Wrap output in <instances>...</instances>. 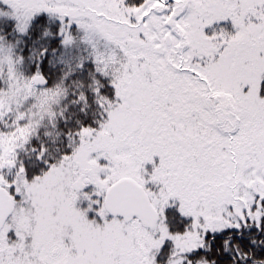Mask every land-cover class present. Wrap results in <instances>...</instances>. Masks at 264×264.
<instances>
[{"label":"snow or ice","instance_id":"obj_1","mask_svg":"<svg viewBox=\"0 0 264 264\" xmlns=\"http://www.w3.org/2000/svg\"><path fill=\"white\" fill-rule=\"evenodd\" d=\"M0 264H264V0H0Z\"/></svg>","mask_w":264,"mask_h":264}]
</instances>
